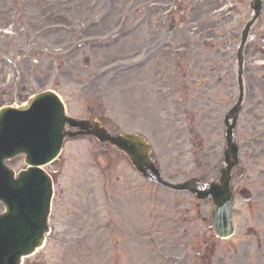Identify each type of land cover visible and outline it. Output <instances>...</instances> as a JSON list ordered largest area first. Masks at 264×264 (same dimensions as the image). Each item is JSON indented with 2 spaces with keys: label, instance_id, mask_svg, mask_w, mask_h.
<instances>
[{
  "label": "rangeland",
  "instance_id": "1",
  "mask_svg": "<svg viewBox=\"0 0 264 264\" xmlns=\"http://www.w3.org/2000/svg\"><path fill=\"white\" fill-rule=\"evenodd\" d=\"M47 1L53 3L55 2L58 7L63 9L62 11H65L66 8L69 9L73 7L71 11L67 12L65 17L58 19L59 21H61V23L59 24L62 26L58 27L57 31L52 33L106 32L118 23V11L121 9L120 2H125V0H114L116 17H110V14L106 16V12L101 16H95L94 13L96 12V10H104V8L102 7V3L104 0H85L83 15H79L75 11L77 9L80 10V3L76 0L74 1V5L72 3H69L67 6H64V4L62 3L63 0H35V2L32 1V8L36 12L41 6L46 5ZM246 2L247 0H245L244 2V18H247V16L251 15V12L247 8L248 5ZM46 14L47 13H39L40 22L36 23L38 30L45 25L42 19V15L45 16ZM138 16H141V13H139ZM86 22H92L91 27L87 28V30L84 27V24ZM26 23H28V19L26 20ZM130 23L137 25L136 31L132 33L129 38L127 37L125 39V44H122V47L125 46L124 48L116 46L113 50H110V61L123 59L122 61L125 62L127 57L130 58V56L135 55L140 51L143 45H146L143 38L144 34L141 33L142 26L139 17L132 20ZM123 24L128 25L127 21H124ZM255 30L259 35L258 44L260 45V48H262V46L264 45V12L261 16L260 21L256 25ZM40 53L41 54L39 55H41L42 60L40 66H37L36 68V75L37 79L38 77H42L43 81L41 85L46 82L49 76L48 74H50V71L52 70L53 64L55 68L61 65V74L66 72V67H74V69L82 73H74V78H77V76L80 75L81 79L84 80L89 75H91L92 72L97 70L98 64L100 63L97 60L91 63L89 68L84 69L82 63L83 55L81 53L78 54L75 58L72 57L60 59H57L59 56H61L60 52H57V54H55L56 57L54 56V54L45 55L42 52ZM99 56L101 57L102 55L99 54ZM76 58H81V60L77 62L75 60ZM260 75L261 80L259 81L258 86L259 90L261 91L259 92V96L261 99H264V78L262 72H260ZM131 78L132 77L123 78V76H121L120 80L117 82L127 83L131 81ZM48 87L55 89L58 94L60 93V95H62V99L66 103L71 113L78 112V110L82 109L86 110L87 106L90 104L92 105L93 103L92 101L94 98L89 96L82 97L78 95L77 85H75V82L63 84L61 86L60 82L57 81L54 76L51 85H49ZM147 91L148 98L153 99L154 94L150 92L149 88L147 89ZM160 117H162V113L158 111L155 113H151V115H149L148 117L132 116L116 119L115 116L112 118V120L114 122L120 120L123 125L121 129L127 132L132 131L133 128L147 129L150 133L146 134L155 147V153H157L160 162H163L164 167L166 166L167 172L165 173H168L171 176H176L178 171L179 176L183 175V178H185L187 177V175L183 174V169L186 165L188 166L189 163L188 157L191 156L187 152V149L189 148L183 149L178 152H176L177 148L176 150L171 149V142L169 140V137L166 134H163V127L158 123V119ZM215 134L216 133L207 135L205 139L204 137L206 136V131L203 129L201 130L200 134L202 136L201 141H206V144H209V139H211V137ZM192 135V140H190L189 144H186L188 146L190 144L193 145L196 141L194 140V137L197 138V136H199L197 132L195 133L196 136L194 134ZM195 149L197 151L198 148L195 146ZM100 153L101 150H97V146L95 145L94 141L90 139L68 142L64 146L62 157H60L63 164L62 172H59L60 174L55 178L56 191L53 202L54 215L52 217V224L55 225L56 230L52 235V238L48 241V247L46 251L43 250L37 255L35 254V256L32 257L30 261L44 262L45 258L50 259L53 254L56 258H60L58 260L59 262L64 261L63 264H83V262L84 264H132L133 261L142 260L141 257H145L147 255L146 252H149L150 245H147L139 238L135 239L133 236L130 237L129 235H118L116 240H119L120 238L123 239L113 247L105 244L107 239L110 238L109 240L113 241L112 239L116 237V231L114 229L115 225L113 223V228L110 227V229H105L101 233L92 231L87 239H83V241L81 242L82 245H76V243H79L77 239H80V237H77L76 235H79L80 231H82V229L78 230V228L83 225L84 220L89 219L90 221L96 220L99 222L106 219L108 221V218H105L104 216V214H106L108 211V203L106 197H104L103 195L104 191L102 192L101 187L102 183H104L103 172L102 170H98L96 176L97 178L94 179L92 176H90L89 168L87 167L89 165V167H91V170H93L94 172L96 171L95 169H93V165H97L96 155ZM113 162L116 165V169L118 168V171L111 178V185L116 194L115 200L113 201L111 207L115 211L114 217L116 219V222L124 227H127L129 229L128 234L137 231H144L146 228V226L144 225L146 223L144 217L147 216V218L149 219V214H152L154 211H176V209H173L168 204L169 195H165L160 191L154 190L155 187L151 188V186H148L147 184L146 187L142 188V181L138 179L137 176L135 177L132 174L124 175L125 167L127 166V168H129L127 162L124 159L115 157L113 159ZM10 165L16 170H21L25 167L22 157L14 159V161H12ZM200 169H202V171H200V173L196 172L195 175L206 181V172L204 168ZM117 175L121 176V180L118 184H115L113 182L117 181ZM93 183L95 184V187L97 189L98 202L91 193V197L89 196V191L93 192V190L91 189ZM104 185H107L106 182L104 183ZM104 194L108 196L106 192ZM188 200H190L192 205L194 206L193 199H190L188 197ZM187 205L188 206H185L186 211L182 210L186 213L188 207H191L190 203H187ZM206 205L203 207L204 211L202 213L204 216L209 217L211 206L208 203ZM2 209L3 207L0 205V211H2ZM154 217L157 218V213L154 214ZM78 218H82V220L77 223ZM200 222H198L197 220L196 222L193 221L191 217L189 220V217L184 216V218L181 219V223L176 222L172 224L171 229L168 230V232L156 228L150 231L152 233L150 235L160 242V246L165 247L169 239L175 238L176 240L179 239L178 241H181V238H176L177 234H179L181 225L184 227H189V225L192 226L189 227L192 233L195 228H198L200 233H205V230H203ZM209 225L210 223H208V226H206L208 235L210 229ZM80 246H84L86 249L80 250ZM226 246V244L222 245L221 242L217 243V253L215 261L216 264H223L225 257L233 252L232 249H228V251H226ZM58 251L62 252V254L58 253ZM66 252L68 255L64 254ZM174 253L179 255L180 251L177 250ZM252 256L250 254L247 255L248 260L250 261L248 262V264H260L258 257H256L258 261H251L250 259ZM67 260H71L73 261V263H70Z\"/></svg>",
  "mask_w": 264,
  "mask_h": 264
},
{
  "label": "water",
  "instance_id": "2",
  "mask_svg": "<svg viewBox=\"0 0 264 264\" xmlns=\"http://www.w3.org/2000/svg\"><path fill=\"white\" fill-rule=\"evenodd\" d=\"M60 126H62L63 118L59 116L58 118ZM59 128V127H58ZM58 128L54 129L57 130ZM128 142H132L128 140ZM27 151V150H26ZM31 163L36 161L29 159ZM0 172L1 169H0ZM26 179L24 181H12V179L6 174L5 176L0 177V198L4 199L5 202H9L11 208L9 212L4 217L3 222L0 221V238L5 234L7 236V244L12 248L9 256H6L3 252L2 261L0 264H16L20 259V256L26 251L32 249L36 241H39V233L32 232V230L38 226L41 216L38 223L35 227L31 229L28 228V222L35 225L33 212L30 211L25 205L23 194L26 191H22L27 187ZM41 189L44 191V199L47 195L46 185H42ZM40 194L31 192L29 198L35 201L36 206L41 208L42 199ZM42 223V220H41Z\"/></svg>",
  "mask_w": 264,
  "mask_h": 264
}]
</instances>
